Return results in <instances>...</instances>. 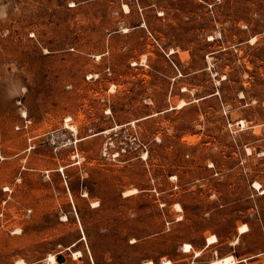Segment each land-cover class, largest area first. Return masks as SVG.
<instances>
[{
  "label": "rangeland",
  "instance_id": "rangeland-1",
  "mask_svg": "<svg viewBox=\"0 0 264 264\" xmlns=\"http://www.w3.org/2000/svg\"><path fill=\"white\" fill-rule=\"evenodd\" d=\"M255 181L264 0H0V264H264Z\"/></svg>",
  "mask_w": 264,
  "mask_h": 264
},
{
  "label": "bare ground",
  "instance_id": "bare-ground-1",
  "mask_svg": "<svg viewBox=\"0 0 264 264\" xmlns=\"http://www.w3.org/2000/svg\"><path fill=\"white\" fill-rule=\"evenodd\" d=\"M125 8V10L127 11L128 10V6L125 4L123 6ZM143 24V23H142ZM185 102L182 100L179 102L180 105L184 104ZM178 106V105H177ZM24 112V111H23ZM240 120V119H239ZM238 123H241V125H244V120H240V122L238 121ZM69 126V125H68ZM254 186L259 189L262 190V192L264 191V189H262L260 187V183L255 181L254 182ZM137 191L136 188H129L127 190H125L123 192V195H129V194H132V193H135ZM85 195V193H84ZM95 203V201L93 202ZM178 209H180V206L178 204L175 205ZM134 241V240H133ZM232 244H235L236 242H231ZM81 255V252L79 250H76V251H73V256L75 258L79 257ZM47 260L50 264H56V259H55V256L54 254H48L47 256ZM237 262V260H235V257L232 255V254H227V255H223V256H220V257H216L210 261L207 262V264H235ZM24 263V260L23 259H18L16 261V264H22Z\"/></svg>",
  "mask_w": 264,
  "mask_h": 264
},
{
  "label": "water",
  "instance_id": "water-1",
  "mask_svg": "<svg viewBox=\"0 0 264 264\" xmlns=\"http://www.w3.org/2000/svg\"><path fill=\"white\" fill-rule=\"evenodd\" d=\"M57 258H58L59 261H62V259H63L60 254H57Z\"/></svg>",
  "mask_w": 264,
  "mask_h": 264
}]
</instances>
